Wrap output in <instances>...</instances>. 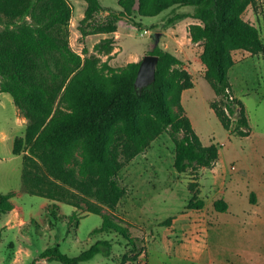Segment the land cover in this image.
Instances as JSON below:
<instances>
[{
    "label": "rangeland",
    "instance_id": "1",
    "mask_svg": "<svg viewBox=\"0 0 264 264\" xmlns=\"http://www.w3.org/2000/svg\"><path fill=\"white\" fill-rule=\"evenodd\" d=\"M68 2L72 7L68 44L80 58L79 69L109 76L122 72L131 62H140L155 46L171 53L192 83L181 92V109L177 105L173 109L189 118L203 146H217L219 156L211 167L178 173L173 167L174 143L163 132L143 153L128 160L120 157L117 180L125 193L111 208L99 195L98 169L80 173L83 154L79 146L67 164L77 184L71 188L77 206L49 201L26 193L22 186V156L27 152L21 145L20 153L14 155L12 147L14 140L24 137L28 121L11 96L0 93V195L14 194L10 199L13 208L0 213V264H63L41 257L43 251L58 245L62 253L74 257L98 240L111 243L110 256L99 254L79 264H207V221L213 224L215 220L218 229L209 230L210 242L227 264H264V245L257 246L258 223L264 222V196L261 194L256 208L250 200L252 191L264 192V0H253L242 15L258 28L263 50L255 55L233 52L234 65L228 73L233 97L244 104L250 126L247 137L236 133L234 116H228L229 128L225 129L211 109L213 103L221 108L223 100L205 78L202 44L190 41L188 27L196 20L175 18L191 13L192 7L172 6L154 16H143L136 1L127 0L128 17L116 22L115 31L100 33L85 31L90 30L83 22L85 0ZM98 2L102 10L95 22L104 20L109 11H122L118 0ZM57 62L61 71L63 63L60 58ZM45 78L48 82L49 77ZM149 121L150 115L144 111L142 122ZM219 200L227 203L225 212L216 213L214 204ZM104 217L124 228L137 248L117 233L94 232L101 228ZM218 235L226 239L216 248Z\"/></svg>",
    "mask_w": 264,
    "mask_h": 264
},
{
    "label": "trees",
    "instance_id": "2",
    "mask_svg": "<svg viewBox=\"0 0 264 264\" xmlns=\"http://www.w3.org/2000/svg\"><path fill=\"white\" fill-rule=\"evenodd\" d=\"M85 1L83 22L90 29H84L86 32H113L116 22L129 15L127 0H118L122 11H109L104 20L95 22L101 6L98 0ZM134 1L143 16H154L172 6L193 8L191 13L175 18L196 20L188 27L190 41L202 44L200 59L205 78L223 100L221 108L213 103L211 109L225 129L229 128L228 116H234L238 136H249L245 108L232 95L228 73L234 65L233 52L243 50L255 55L263 50L258 28L242 16L253 0ZM71 13L68 0H0V93L9 94L28 121L24 137L14 140L12 147L14 155L20 153L21 145L27 152L22 156L21 171L25 192L76 207L78 198L71 191L76 183L67 164L81 146L80 173L86 175L91 168L98 169L99 195L113 208L125 193L117 180L120 157L128 160L143 153L163 132L174 143L173 167L178 173L211 167L219 156L217 146H203L189 118L173 109V105L181 109V92L192 87L180 61L164 49L153 47L150 54L158 57L155 80L140 93L134 86L140 62H131L122 72L109 76L80 70V58L68 44ZM61 88L59 105L54 109ZM144 111L150 115L148 123L142 122ZM13 196V192L0 195V213L13 208ZM250 200L254 202V194ZM214 208L224 212L227 205L219 200ZM102 231L117 233L137 248L135 239L107 217L101 228L94 230ZM111 249L108 240H98L74 257L62 253L58 245L44 250L41 257L79 264L99 254L108 257Z\"/></svg>",
    "mask_w": 264,
    "mask_h": 264
},
{
    "label": "crops",
    "instance_id": "3",
    "mask_svg": "<svg viewBox=\"0 0 264 264\" xmlns=\"http://www.w3.org/2000/svg\"><path fill=\"white\" fill-rule=\"evenodd\" d=\"M184 92V91H183ZM182 92V93H183ZM244 105V104H243ZM252 192H254V194H255V196H256V199H255V201L253 202V203H251V205L254 207V208H256V207H258V205H259V203H260V201H261V194H263V196H264V192L263 193H261V192H255V191H252ZM12 203V202H11ZM226 203V202H225ZM12 205H13V203H12ZM226 205H227V203H226ZM228 208V207H227ZM227 208H226V210H227ZM225 210V211H226ZM224 211V212H225ZM216 213H222V212H218V211H216ZM257 214V213H256ZM216 217V216H215ZM258 225H260V227L258 228L260 231H259V235H258V239H260L259 241H258V244H257V246L258 245H264V228H262L261 226H264V222H260V223H258ZM212 227H216V229H218V225L216 224V220L213 222V224H210V223H208V221H207V264H227V262H225L223 259H222V254L221 253H219V252H216L215 251V249L213 248V245H212V243L210 242V236H209V230L212 228ZM240 238V237H239ZM238 238V239H239ZM222 239H226V237H223V236H221V235H218V238H217V240L214 242V244H215V246L217 245V247L216 248H218V247H221V245H222V243H221V241H222ZM230 239L233 241V238H231L230 237ZM234 242H236L235 240H234ZM238 244V243H237ZM234 243H233V247L232 248H234ZM235 249H236V247H235ZM233 250V249H232ZM237 256V255H236ZM239 259V258H238ZM229 264V263H228ZM242 264H244V263H242Z\"/></svg>",
    "mask_w": 264,
    "mask_h": 264
},
{
    "label": "water",
    "instance_id": "4",
    "mask_svg": "<svg viewBox=\"0 0 264 264\" xmlns=\"http://www.w3.org/2000/svg\"><path fill=\"white\" fill-rule=\"evenodd\" d=\"M159 34H155V44L157 43ZM158 57L153 54H146L139 63L137 74L134 80V86L138 93L150 85L155 80V70Z\"/></svg>",
    "mask_w": 264,
    "mask_h": 264
}]
</instances>
